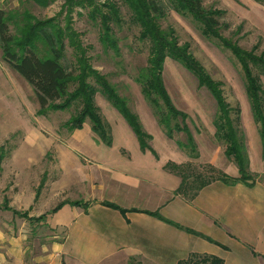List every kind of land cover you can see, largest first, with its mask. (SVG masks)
Returning <instances> with one entry per match:
<instances>
[{"label": "rangeland", "instance_id": "1", "mask_svg": "<svg viewBox=\"0 0 264 264\" xmlns=\"http://www.w3.org/2000/svg\"><path fill=\"white\" fill-rule=\"evenodd\" d=\"M64 1L50 0L49 5L43 7L36 0H0V9L6 13H27L41 21L56 18L63 24L65 14L60 13ZM202 1L207 10L225 13L222 22L228 28L221 32L224 39L234 42L244 52L264 59V4L255 0ZM121 12L123 25L116 29L120 57L103 51L98 28L88 21L85 11H75L71 16L72 27L89 48L93 67L107 76L119 94L128 100L144 131L151 136L149 146L157 157L149 151L145 153L152 154L161 163L184 160L182 165H190L194 175L205 179L212 177L211 167L230 177H238L236 166L227 160L224 147L215 137V100L205 88L199 87L191 73L170 59L164 66V83L174 106L188 116L187 125L197 144L198 159H191L176 145L178 141H186L183 134H175L173 140L167 139L136 83L139 70L147 66L149 46L139 42V30L132 25L130 13L123 5ZM162 26L173 28L179 43L190 46L193 56L206 73L221 84L226 102L240 111L241 129L250 161L249 172L256 185L264 190L263 149L245 93L240 64L220 41L205 38L200 26L189 17L171 10ZM71 56L69 51L70 59ZM253 71L260 75L264 87V75L255 68ZM96 104L111 129V147L98 141L89 123L83 130L72 133L64 127L75 114V108L40 115L32 87L7 66L0 50V157L3 156L0 162V207L7 203L18 212L17 215L0 210V257L8 259L9 252L22 247L28 262L40 254L43 246L62 242L65 229L55 227V219L50 220L55 214L54 209L61 205L68 206L67 209L61 208L63 210L58 217L63 222L67 219L65 212L72 210L67 204L69 202L102 199L116 200L122 207L126 205L124 196L129 192L125 189L106 184L103 175L99 178L103 186L94 187L89 180L94 179L99 171L126 170L129 164L120 157L143 152L129 125L102 95H97ZM133 164L137 165V162ZM132 192L131 197L141 198L137 195L140 192ZM21 214L34 219L45 215L46 219L41 223L30 222ZM253 245L242 242L247 253L237 264H264V260L255 261L251 257L250 249L257 248ZM132 264L138 263L134 261Z\"/></svg>", "mask_w": 264, "mask_h": 264}, {"label": "trees", "instance_id": "2", "mask_svg": "<svg viewBox=\"0 0 264 264\" xmlns=\"http://www.w3.org/2000/svg\"><path fill=\"white\" fill-rule=\"evenodd\" d=\"M255 1L264 4V0ZM36 3L47 7L50 0H36ZM121 5L129 11L132 25L139 30V42L149 46L147 66L139 70L136 83L167 139L173 140L175 134H183L186 141H178L176 145L191 159H198L197 144L187 125L188 116L174 106L164 83V66L170 59L191 73L197 79L199 87L205 88L215 100L217 105V115L214 120L215 137L224 147L227 160L238 170V177H230L211 167L212 177L205 179L201 175H194L190 165L169 162L164 169L181 179L177 194L192 201L204 188L215 182L230 187L243 185L253 188L256 182L249 172L250 161L245 135L241 129L240 111L231 108L226 102L221 84L215 82L206 73L193 56L190 46L179 43L173 28L162 26V21L169 11L173 10L183 17L191 18L200 26L205 38L210 41H220L221 45L233 54L244 74L245 93L253 120L258 127L264 156V87L260 75L253 71L255 68L264 75V59L256 57L253 53L244 52L234 42L224 39L221 32L228 28V25L222 22L225 13L213 9L207 10L202 0H65L60 13V15L65 14L63 24L56 18L41 21L27 13L22 15L6 13L0 9L2 59L32 87L40 107V115L50 111H68L75 108V114L64 127L72 133L83 130L84 125L89 123L98 141L106 147H111L113 144L111 129L96 104V97L100 94L129 125L139 142L141 151L143 153L149 151L157 157L149 146L151 136L144 131L138 116L129 107L128 100L119 94L116 86L107 76L93 67L88 55L89 48L83 44L81 35L72 27L71 16L75 11L77 9L85 11L88 21L98 28L99 43L103 51L120 57L116 29H121L123 25ZM69 51L72 52L71 59ZM2 160L3 156L0 157V162ZM67 204L83 208L85 211L91 206V202L83 201ZM102 205L119 211L123 216L127 213L139 212L125 210L108 202ZM64 206L57 207L53 212L56 213ZM1 209L18 215V212L7 203L0 207ZM142 213L199 236L193 230L182 228L158 213ZM20 216L30 222L38 223L46 219L45 215L36 219L30 218L28 214ZM180 264H224V262L213 256L192 255Z\"/></svg>", "mask_w": 264, "mask_h": 264}, {"label": "crops", "instance_id": "3", "mask_svg": "<svg viewBox=\"0 0 264 264\" xmlns=\"http://www.w3.org/2000/svg\"><path fill=\"white\" fill-rule=\"evenodd\" d=\"M129 155L120 157L129 164L126 170L99 171L94 179H88L94 187L103 186L105 180L111 187L119 186L129 192L124 196V207L116 200L92 199L87 201L91 202L88 211L71 206L63 222L58 217L67 209L65 206L50 218L55 219V227L65 229L62 242L43 246L40 254L28 262L22 247L13 249L7 254L8 259L0 257V264H180L192 255L213 256L224 264H237L247 253L242 242L257 245L249 253L255 261L264 260L261 186L230 187L215 182L189 201L177 194L181 179L164 169L168 162L161 163L150 153ZM133 162L137 165H131ZM183 163L179 160L174 164ZM101 175L103 181L99 180ZM132 191L140 192L137 195L141 198L131 197ZM104 202L139 212L123 216L103 206ZM142 212L158 213L199 236Z\"/></svg>", "mask_w": 264, "mask_h": 264}]
</instances>
